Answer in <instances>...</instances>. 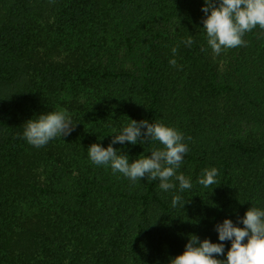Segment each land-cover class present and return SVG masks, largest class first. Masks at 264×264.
<instances>
[{
  "label": "trees",
  "instance_id": "trees-1",
  "mask_svg": "<svg viewBox=\"0 0 264 264\" xmlns=\"http://www.w3.org/2000/svg\"><path fill=\"white\" fill-rule=\"evenodd\" d=\"M204 5L0 0V264H170L193 235L221 243L217 224L243 227L249 207L264 210V29L217 55ZM50 111L74 130L30 145L24 123ZM131 120L182 133L176 172L190 189L91 162L88 148H107ZM112 146L130 163L164 147ZM211 168L217 183L205 188Z\"/></svg>",
  "mask_w": 264,
  "mask_h": 264
},
{
  "label": "clouds",
  "instance_id": "clouds-1",
  "mask_svg": "<svg viewBox=\"0 0 264 264\" xmlns=\"http://www.w3.org/2000/svg\"><path fill=\"white\" fill-rule=\"evenodd\" d=\"M202 11L206 17L203 19V28L206 30L207 44L217 55L222 49L245 45L246 41L242 37L257 26L264 29V0H205ZM192 42L191 38L183 41L186 45ZM176 51L177 48L173 47V55ZM169 63L176 66L175 59L169 60ZM74 128L75 125L65 111H50L40 114L38 119L27 120L24 123L23 138L39 148L58 136L70 135ZM149 139L158 141L164 147L131 163L126 154H118V150L112 146L125 142L135 145L138 141ZM183 139L182 133L174 128L147 120H131L120 134L113 136L107 148L93 143L88 148V155L93 164L110 165L114 174L119 172L133 182L145 176L150 180L158 179L160 189L167 192L176 187L172 182L174 179L183 191L192 187L189 178L183 174L177 175L176 172L188 151ZM217 174L216 168L205 169L198 183L205 188L214 185L217 183ZM180 202L179 195L173 196V207ZM238 222L243 227L237 226L231 219H225L215 226L221 243H213L209 239L201 241L193 235L184 252L173 258L170 264H264V210L249 207ZM224 241H231L226 260L217 259L216 256L225 253Z\"/></svg>",
  "mask_w": 264,
  "mask_h": 264
}]
</instances>
